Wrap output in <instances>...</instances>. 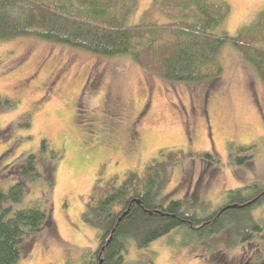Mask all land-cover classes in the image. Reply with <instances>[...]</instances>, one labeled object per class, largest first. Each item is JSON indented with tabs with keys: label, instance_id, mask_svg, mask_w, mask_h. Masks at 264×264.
Instances as JSON below:
<instances>
[{
	"label": "rangeland",
	"instance_id": "rangeland-1",
	"mask_svg": "<svg viewBox=\"0 0 264 264\" xmlns=\"http://www.w3.org/2000/svg\"><path fill=\"white\" fill-rule=\"evenodd\" d=\"M225 1L229 13L215 30L228 37L264 7V0ZM150 2L136 0L131 23ZM219 60L218 77L187 83L165 80L126 54L104 57L28 37L0 41V95L18 102L0 113V188L16 181L6 166L24 152H38L41 139L62 155L53 163L52 224L22 243L17 264H87L97 229L81 219V197L98 178H122L129 169L142 173L161 149L208 151L217 162L184 159L168 167L156 186L159 204L179 199L202 214L219 207L230 189L264 186V84L231 44L222 46ZM24 112L31 114L30 128L2 135ZM229 142L254 143L249 164L230 163ZM39 196L34 187L14 208L28 207ZM253 214L264 217V202ZM137 260L264 264V246L256 238L237 241L231 225L204 239L174 228L146 247L131 244L124 261Z\"/></svg>",
	"mask_w": 264,
	"mask_h": 264
},
{
	"label": "trees",
	"instance_id": "trees-1",
	"mask_svg": "<svg viewBox=\"0 0 264 264\" xmlns=\"http://www.w3.org/2000/svg\"><path fill=\"white\" fill-rule=\"evenodd\" d=\"M135 7L136 0H0V41L28 37L104 57L126 54L165 80L187 83L218 77L220 50L229 43L264 84V7L234 37L215 30L229 13L225 0H151L131 23ZM17 104L0 95V113ZM30 126L31 114L24 112L1 134ZM228 147L232 165H247L253 158L254 143L229 142ZM61 157L43 138L38 152H24L6 166L7 176L16 181L7 190L0 188V264H17L22 243L51 226L53 163ZM203 158L217 162L208 151L161 149L142 173L129 169L122 178H98L81 197V219L97 229V246L87 264H143L124 261L129 246L146 247L174 228H187L204 239L231 225L237 241L256 238L264 246V217L253 214L264 202L261 184L226 191L219 207L202 214L190 211L183 200L156 202V186L168 167ZM34 187L39 198L28 207L14 208ZM229 205L236 206L225 208Z\"/></svg>",
	"mask_w": 264,
	"mask_h": 264
},
{
	"label": "water",
	"instance_id": "water-1",
	"mask_svg": "<svg viewBox=\"0 0 264 264\" xmlns=\"http://www.w3.org/2000/svg\"><path fill=\"white\" fill-rule=\"evenodd\" d=\"M236 205H229V206H226L225 208H227V207H235Z\"/></svg>",
	"mask_w": 264,
	"mask_h": 264
}]
</instances>
